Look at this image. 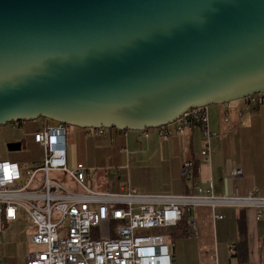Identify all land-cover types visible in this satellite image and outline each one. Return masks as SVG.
Returning a JSON list of instances; mask_svg holds the SVG:
<instances>
[{"label": "water", "instance_id": "obj_1", "mask_svg": "<svg viewBox=\"0 0 264 264\" xmlns=\"http://www.w3.org/2000/svg\"><path fill=\"white\" fill-rule=\"evenodd\" d=\"M262 91L264 0H0V125L140 131Z\"/></svg>", "mask_w": 264, "mask_h": 264}, {"label": "built area", "instance_id": "obj_2", "mask_svg": "<svg viewBox=\"0 0 264 264\" xmlns=\"http://www.w3.org/2000/svg\"><path fill=\"white\" fill-rule=\"evenodd\" d=\"M242 100L248 106L264 104V91ZM20 122H9L10 127L16 129ZM191 125L199 126L206 140L198 159L207 163L210 140L216 133L209 128L206 107L188 109L170 124L140 131L144 136L157 131L171 137ZM85 130L92 137L123 131L104 126ZM67 134L68 124L44 125L31 133L43 149L39 160L21 167L15 161L0 159V233L2 222L17 220L20 212L27 216L32 232L26 264H173L167 230L186 215V224L195 233L191 208L207 206L215 220L222 218L215 212L219 207H253L257 220L264 216V191L254 188L242 193L236 183L243 174L239 166L225 170L222 179L226 190L222 194H216L211 185L203 187L195 182L189 163L181 168V176L192 190L178 195L143 194L130 186L119 191L88 188L90 170L82 163L68 167ZM50 172L64 173L78 189L50 179ZM38 173L41 177L37 180Z\"/></svg>", "mask_w": 264, "mask_h": 264}, {"label": "crops", "instance_id": "obj_3", "mask_svg": "<svg viewBox=\"0 0 264 264\" xmlns=\"http://www.w3.org/2000/svg\"><path fill=\"white\" fill-rule=\"evenodd\" d=\"M206 110L209 128L216 133L210 140L207 163L198 159L206 140L199 126L191 125L182 134L171 137L157 131L144 136L136 130L92 137L83 128L76 143L68 144L67 134L68 166L82 163L88 168V184H93L91 188L96 191H119L130 186L143 194L173 195L192 190V185L181 176L185 163L190 164L192 179L203 187L211 185L216 194L226 190L222 179L225 170L239 166L243 172L236 181L239 190L246 193L257 188L263 192L264 104L248 106L239 99L210 104ZM215 212L222 218L213 219L207 206L190 209L195 233L188 228L186 219L167 230L173 264H264V216L257 220L253 207H219ZM240 219L245 223V247L239 244ZM181 225L188 233L186 236H180ZM26 259L27 254L25 264ZM9 263V258L0 259V264Z\"/></svg>", "mask_w": 264, "mask_h": 264}, {"label": "rangeland", "instance_id": "obj_4", "mask_svg": "<svg viewBox=\"0 0 264 264\" xmlns=\"http://www.w3.org/2000/svg\"><path fill=\"white\" fill-rule=\"evenodd\" d=\"M55 123V121L48 118L38 117L21 121L16 129L11 128L9 122L5 125H0V159L15 161L21 167H25L33 160H38L42 156L43 151L32 140L31 133L44 125H53ZM83 130V128L68 125V144L76 143L80 139V131ZM15 140L21 141V148L19 150H8L7 143ZM68 167L71 168L70 166ZM40 177L41 174L38 173L36 179L38 180ZM49 177L62 182L70 189H78L64 173L50 172ZM91 187H93V184H88V188ZM31 232L32 228L28 224L27 216L24 213L20 212L15 222L4 221L0 233V259L9 258V264H25V257L29 250L28 236ZM166 240H171V236H166Z\"/></svg>", "mask_w": 264, "mask_h": 264}, {"label": "trees", "instance_id": "obj_5", "mask_svg": "<svg viewBox=\"0 0 264 264\" xmlns=\"http://www.w3.org/2000/svg\"><path fill=\"white\" fill-rule=\"evenodd\" d=\"M186 219V215L183 218V221ZM239 233H240V240H239V244L240 246L245 247V243H246V237H245V223L242 219L239 220ZM188 233L184 230L183 225H181V232H180V236H186Z\"/></svg>", "mask_w": 264, "mask_h": 264}]
</instances>
